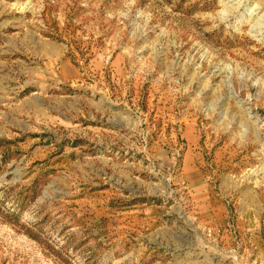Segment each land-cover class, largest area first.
I'll list each match as a JSON object with an SVG mask.
<instances>
[{"label":"rangeland","instance_id":"374dc122","mask_svg":"<svg viewBox=\"0 0 264 264\" xmlns=\"http://www.w3.org/2000/svg\"><path fill=\"white\" fill-rule=\"evenodd\" d=\"M0 264H264V0H0Z\"/></svg>","mask_w":264,"mask_h":264},{"label":"crops","instance_id":"0c3cea01","mask_svg":"<svg viewBox=\"0 0 264 264\" xmlns=\"http://www.w3.org/2000/svg\"><path fill=\"white\" fill-rule=\"evenodd\" d=\"M69 66L66 65V68H68ZM258 214H260V210H258ZM239 216L241 217V219L244 221V224L247 225V223H249V219H250V212L248 211H243L241 212V214H239ZM253 218V217H251ZM240 220V218H238ZM240 222V221H239ZM245 228V227H243Z\"/></svg>","mask_w":264,"mask_h":264}]
</instances>
